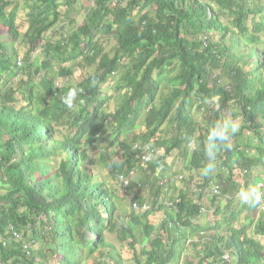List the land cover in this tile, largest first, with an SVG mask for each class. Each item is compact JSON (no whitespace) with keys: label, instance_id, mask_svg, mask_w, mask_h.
Segmentation results:
<instances>
[{"label":"trees","instance_id":"obj_1","mask_svg":"<svg viewBox=\"0 0 264 264\" xmlns=\"http://www.w3.org/2000/svg\"><path fill=\"white\" fill-rule=\"evenodd\" d=\"M221 117L239 130L204 177L185 137ZM174 156L178 192L158 186ZM252 183L264 0H0V264H264L237 221L261 211L236 198ZM205 204L214 225L198 223Z\"/></svg>","mask_w":264,"mask_h":264},{"label":"clouds","instance_id":"obj_2","mask_svg":"<svg viewBox=\"0 0 264 264\" xmlns=\"http://www.w3.org/2000/svg\"><path fill=\"white\" fill-rule=\"evenodd\" d=\"M80 95V90L76 88H72L68 91L67 95L64 97V103L67 107H72L76 101L78 96ZM239 124L235 119L229 117H221L220 119L213 121L208 128L207 136L205 141H201L197 138H193L192 136L185 137L186 148H190L193 151H203V167L201 169V175L207 177L209 175L215 174L217 172L218 167L221 165L220 161V152L226 151L230 147L231 138L238 132ZM131 174H134L133 171L129 173V175L123 177L119 176L120 181L127 187L128 181ZM176 175L174 174V170L165 172V176L159 182L158 186L164 185L168 188V191L172 190L174 187V180H176ZM218 187H216L215 191H218ZM179 191V190H178ZM178 193H174L176 196ZM236 198L242 202L243 204L249 207L260 206L261 211H263L264 207V183H252L243 188H241L236 193ZM163 199L166 200L165 204L171 208L173 204L166 196ZM197 203L200 202L198 199ZM207 203V201H205ZM206 204L202 207L203 217L197 216L199 219L198 223H202L204 225H214L216 223V217L213 220H210L209 214L204 216ZM150 208V205L143 201L142 209L146 211ZM258 211L254 215L250 216H241L239 217L238 222L242 224L241 230H243L242 236H247L252 239H258L264 244V218L263 212ZM152 217V216H150ZM239 224V223H238ZM204 236L210 237L207 232H201ZM114 235V234H113ZM110 236V235H109ZM228 258V254L224 256Z\"/></svg>","mask_w":264,"mask_h":264},{"label":"rangeland","instance_id":"obj_3","mask_svg":"<svg viewBox=\"0 0 264 264\" xmlns=\"http://www.w3.org/2000/svg\"><path fill=\"white\" fill-rule=\"evenodd\" d=\"M79 1H81L84 5H90L91 4V2H92V0H79ZM77 74H78V72H76ZM79 75V74H78ZM133 134H131L130 136H132ZM109 142V141H108ZM106 144V142H104L103 144H101V145H105ZM116 148H117V146H116ZM114 150L115 149H110L109 150V152H110V154H116V153H114ZM165 166H166V168H168V170L170 171L171 169L172 170H174V174H177V172L178 171H181V168H182V161L180 160V159H178V157H169L168 159H167V161H166V163H165ZM235 172H237L238 173V171L237 170H235ZM103 174H101L102 175V177L103 176H106V173L103 171L102 172ZM130 177H131V179L133 180V179H135V174H131L130 175ZM113 183L117 186L116 188H117V191L119 192V193H123V192H125V190H126V186H124V184L120 181V178H119V176L117 175V177H116V179L113 181ZM176 185H178L177 183H176ZM173 190H174V192H178V186L177 187H173ZM146 194V193H145ZM144 194V195H145ZM162 217V213H157V214H155L154 216H152V219H153V221H155V222H159V219ZM209 218H210V220H213L215 217H214V215H213V210H211V211H209ZM110 238H111V240L116 244V246L118 247V249L121 251L120 252V254H121V256L124 258V259H126V260H129V259H131V256H132V254H131V251H129V249H128V246H120L121 244H119L117 241H115V239H113L114 238V235L113 234H111L110 236H109ZM126 264H131V263H128V262H126Z\"/></svg>","mask_w":264,"mask_h":264}]
</instances>
